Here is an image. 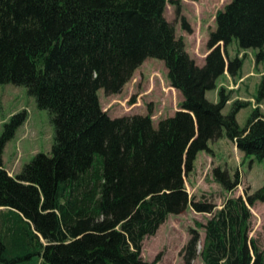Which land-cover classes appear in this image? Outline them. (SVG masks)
<instances>
[{"label":"trees","instance_id":"obj_1","mask_svg":"<svg viewBox=\"0 0 264 264\" xmlns=\"http://www.w3.org/2000/svg\"><path fill=\"white\" fill-rule=\"evenodd\" d=\"M167 2L0 0V84L27 87L55 129L52 152L37 153L11 175L3 152L26 112L5 124L0 261L32 250L41 264H157L142 257L145 238L191 205L210 214L202 225L203 264H264V249L250 236V206L264 202V184L218 208L207 196L191 197L185 181L199 152L224 130L241 152L264 158V112L254 108L241 128L237 116L249 101H234L225 114L231 94L224 87L218 102L206 96L222 75L237 77L243 67L244 54H228L234 39L243 50H258L257 64L264 61V0H230L218 10L202 66L166 19ZM147 58L164 61L183 97L157 127L151 112L109 116L99 96L100 89L122 92ZM258 94L261 101L264 76ZM213 173L228 191L241 184L238 172L235 178L221 167ZM194 234L187 263L198 251Z\"/></svg>","mask_w":264,"mask_h":264},{"label":"rangeland","instance_id":"obj_2","mask_svg":"<svg viewBox=\"0 0 264 264\" xmlns=\"http://www.w3.org/2000/svg\"><path fill=\"white\" fill-rule=\"evenodd\" d=\"M230 0H168L165 9L166 19L173 24L178 38H184L186 49L198 65L205 63L208 54V39L211 31L216 28V14ZM258 50L251 48L243 50L234 39L228 46L231 58L237 54L245 55L244 64L237 80L230 81L220 78L218 90L207 91L206 96L212 102L220 99L219 89L224 87L231 94V100L225 106V114L232 110L236 100L249 101L250 105L243 108L237 116L241 128H244L251 117L254 108L264 112V98L258 102L259 85L264 75V61L256 62ZM253 71L256 76L249 74ZM259 73V74H258ZM242 77V78H240ZM258 81V83H256ZM221 85L219 86V84ZM103 110L109 116L121 117L136 114L146 115L151 112L154 126L160 120L172 116L180 109L182 94L175 90L168 79V70L164 61L157 58H147L135 71L132 79L118 94H106L99 90ZM26 112V120L17 128L14 136L6 143L3 152V167L11 174L21 172L39 152L51 153L54 143L55 129L50 113L38 107L35 97L30 95L27 87L13 83L0 84V137L5 131V124L14 115ZM228 169L230 176L235 178L238 172L241 184L232 191L226 190L215 179L214 168ZM186 187L191 197L196 200L207 196L221 208L225 200L232 196H246L245 190L251 187L256 191L264 184V158L256 155H246L241 152L226 131L223 135L210 142L209 151H200L195 161L194 170L185 176ZM252 225L250 236L254 238L260 249H264V202L250 206ZM210 214L196 212L191 205L178 215L171 214L161 224L154 235H148L142 247V257L146 261H156L157 264H203L201 250L205 238L203 224ZM194 232L199 237L196 257L187 263L185 247L193 237ZM35 247L38 248L36 244ZM32 250L21 254H12L11 261L0 264H41V257ZM22 257L18 259V257Z\"/></svg>","mask_w":264,"mask_h":264},{"label":"crops","instance_id":"obj_3","mask_svg":"<svg viewBox=\"0 0 264 264\" xmlns=\"http://www.w3.org/2000/svg\"><path fill=\"white\" fill-rule=\"evenodd\" d=\"M249 74H252L253 76H256L257 74H255L253 71H251ZM259 74V73H258ZM262 75H264V72H261L260 74H259V76H262ZM226 77H228V78H230V81L231 80H233V81H236L237 79V77H234V76H231L229 73H226V74H224V75H222L220 78H223V79H225L226 80ZM219 78V79H220ZM240 78H242V77H240ZM218 79V80H219ZM256 83H258V81H256ZM221 85V83L219 84V86ZM175 89V88H174ZM176 90V89H175ZM217 90H218V88H217ZM179 92V91H178ZM5 210V209H4Z\"/></svg>","mask_w":264,"mask_h":264}]
</instances>
